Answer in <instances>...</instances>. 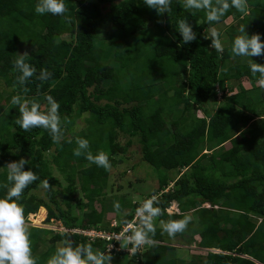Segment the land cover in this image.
Here are the masks:
<instances>
[{
    "label": "trees",
    "instance_id": "1",
    "mask_svg": "<svg viewBox=\"0 0 264 264\" xmlns=\"http://www.w3.org/2000/svg\"><path fill=\"white\" fill-rule=\"evenodd\" d=\"M64 2L70 24L60 16L37 14L38 0H0V184L7 182V163L21 158L29 161L24 170L34 171L39 179L17 201L27 222L33 214L34 224L41 225L46 211L44 223L55 220L64 229L121 230L122 219L132 221L142 202L120 204V213L129 210L120 216L105 210L103 198L110 170L120 163L116 156L125 155L132 145L130 138L136 137L142 161L155 170H176L179 176L171 181L159 175L158 191L144 198L157 196L159 203L154 206L163 210L154 221L158 245L145 246L135 255L109 252L111 264H196L198 257L192 256L188 263L178 259L174 240L204 252L203 264H264V90L251 76L250 62L232 64L240 58H233L230 50L236 37L233 26L226 27L222 54L210 47L211 40L205 36V31L228 18L230 23L250 26L249 37L257 34L264 29V0H247V15L230 8L218 23H208L203 10L186 11L182 0H171V11L164 14L145 6L143 0ZM181 18L197 34L187 44L177 31ZM146 19L158 22L153 39L141 34ZM103 25L112 30L101 37ZM109 41H118V46L111 47ZM144 43L151 46L149 55ZM24 48H29L26 62L37 73L46 68L53 74L51 79L40 82L34 76L24 86L16 84L19 73L13 61ZM254 62L264 64V56L255 57ZM244 81L250 89L241 84ZM216 87L228 91L218 102ZM14 95L44 105V97L51 95L60 104L64 139L57 144L44 129L21 130L14 123L19 116L18 106L11 104ZM208 102L219 105L215 111L205 109ZM178 106H182L181 114L175 116ZM193 108L201 109L203 115H193ZM83 115L85 126L75 128ZM120 134L129 136L124 145L118 142ZM77 137L89 141L93 155L105 152L111 168L88 167L83 157L74 156ZM50 151L48 162L45 154ZM52 167L64 176L63 193L73 195L78 186L86 200L78 203L79 215L72 213L68 201L64 204L68 211L62 208L53 188L46 192L47 202L32 194L42 180L53 187ZM5 195L6 189L0 188V198ZM173 202L178 212L168 211ZM184 216L191 217L186 231L174 238L163 232L160 220ZM113 220L115 228L110 227ZM29 231L38 264H46L55 244L66 238L64 232L35 226ZM42 234H51V240ZM69 239L73 246L91 242L94 251L107 253L104 239L72 232Z\"/></svg>",
    "mask_w": 264,
    "mask_h": 264
},
{
    "label": "clouds",
    "instance_id": "2",
    "mask_svg": "<svg viewBox=\"0 0 264 264\" xmlns=\"http://www.w3.org/2000/svg\"><path fill=\"white\" fill-rule=\"evenodd\" d=\"M143 3L148 8L155 9L158 14L171 11V0H143ZM182 4L186 11L203 10L208 23L220 22L230 8H234L244 15L248 14L247 0H182ZM68 11L64 0H38L35 5L37 14L60 16L64 18L66 23L70 24L72 18L66 15ZM177 31L184 44L196 40L197 34L185 18L177 21ZM239 31L242 35L234 38L230 49L233 58L264 55V43L261 42L259 34H253L249 37L245 33V26H241ZM210 40V47L222 54L224 47L219 38V32L215 28L210 30ZM28 58L29 54L24 52L16 54V59L13 61V68L19 73L16 77L17 85H26L34 76L40 82L51 79L53 75L51 72L46 68H41L37 73V69L26 62ZM249 66L251 76L256 78L258 86L264 90V64H257L250 60ZM23 91L27 93L29 89L24 87ZM44 99L46 105L42 106L35 99L29 100L21 95L12 96L11 104L18 106L19 112L14 123L25 132L36 128L44 129L51 136L52 142L59 144L64 139L59 114L60 104L51 95H46ZM42 107H44V111H41ZM75 144L77 146L73 149V155L83 157L88 162V167L94 164L105 170L111 168L109 156L103 151L93 155L87 139L77 137ZM28 162V160L21 158L19 161L7 163L5 166L7 182L0 184V188L6 189V195L0 198V264H38V258H34L32 255V242L24 208L17 202L24 190L39 179L34 171L24 170V166ZM40 187L45 192L53 188L48 180L40 181ZM158 203V197L153 195L135 209V222L122 219V223L126 225V232L130 230L131 234L122 233L117 237L121 249H127L128 252L135 255L138 250L145 246L153 248L158 245L159 242L154 239L156 235L154 221L163 215V210L154 206ZM113 207L117 213H120L121 205L119 202H115ZM170 207L175 208L177 204L173 202ZM190 222L191 217L184 216L183 219L179 220H160V225L164 233L174 238L177 234L186 231ZM71 231L76 230L64 229L66 238L60 242L61 246L56 248L54 254L47 259L46 264H111L112 255L108 252L94 251L91 242L73 246V241L69 239ZM111 247L112 245L109 246V250Z\"/></svg>",
    "mask_w": 264,
    "mask_h": 264
},
{
    "label": "rangeland",
    "instance_id": "3",
    "mask_svg": "<svg viewBox=\"0 0 264 264\" xmlns=\"http://www.w3.org/2000/svg\"><path fill=\"white\" fill-rule=\"evenodd\" d=\"M109 8V6H105V9ZM152 20V19H151ZM149 20L146 19V27L143 30V32L145 31V34H143V32L141 31V34L148 39H153L155 38V33H157L156 31V25H158V22H155L154 20ZM231 19L228 18L226 20V22H223L222 24L213 27L215 28L219 34H220V40L224 45H226L227 43V35H226V27L227 25H231L233 26V28L235 29L234 33L236 34V36L238 35H242V33L239 31V28L241 26H245V33L248 35L250 34L249 30H250V26H246V25H242V22L239 21H233L231 22ZM254 23V22H252ZM159 24L163 25V22H159ZM264 28V27H262ZM212 29V28H211ZM205 31V36L207 38H210V30ZM112 28L110 25H103L102 27V31L100 33L101 37H104L106 35H108L111 32ZM260 35L261 38L264 37L263 33L264 29H258L257 31ZM140 34V33H139ZM138 34L133 35V37L137 38ZM144 38V39H145ZM264 40V39H261ZM109 44L111 47L115 48L116 46H118V41H109ZM145 46V52L146 55H149L151 53V46L147 43L143 44ZM24 52H29V48H24L21 51V54ZM264 56V55H263ZM245 61H250L253 60L255 57H244ZM244 62L243 59H240V63ZM239 63L238 60H235L232 62V64H236ZM245 84H243L247 89L251 88V85L249 82L245 81ZM168 95H172V91L168 92ZM38 102V100H36ZM42 106L44 104L40 103ZM132 104H127L124 105L125 107H130ZM218 103H206L204 108L205 109H210V110H216L218 107ZM44 107L41 108V111H44ZM181 110H182V106H178L174 109V114L175 116H179L181 114ZM191 113H193V115L196 114V116L201 117L203 115L201 109L197 110V108H193L191 110ZM86 115H83L81 118L77 119L75 122V128L77 127L78 129H81L85 126V123L83 121V117H85ZM129 139V136L127 135H123L120 134L118 137V142L121 145H124V143ZM132 140V145L129 147L127 153L125 155H119L116 156L115 159H117L118 161H120V163L111 168L110 170V174L108 177V184H107V188H106V193L105 196L103 198V202L105 210L107 211H114L116 212L115 208L113 207L115 202H119V204L127 207L128 206V202H143L144 198L147 197V195L151 192H157L158 191V177L160 176H164L167 175L168 178L171 181H174L178 176L179 173L176 170H172V171H168V172H164L162 170H155L154 168H152L150 165H148L146 162L141 160V153H140V144L138 143V138L134 137V138H130ZM53 153V151H50L48 153L45 154V158L48 160V162L50 161V155ZM52 169V174L53 177L55 179L54 185H53V189L58 193L57 194V199L61 201V205L62 208L68 211V208L64 205L66 201H68V203L71 205L70 209L73 211L72 213L74 214H80V207L78 206V203H85L86 200L83 198L82 193L78 190V186H77V192L73 195H69V193H63L64 188L66 186V181L64 180V176L62 174H60L59 172L56 171L55 168H51ZM127 170V172H126ZM125 171L124 175H122V172ZM33 195H35L37 198L42 199L44 201H48L47 197H46V192L40 187L37 191L32 193ZM115 200L112 197H115ZM65 200V201H64ZM112 201V202H111ZM94 207H96L97 209H99L98 204H96V206L94 205ZM40 210V209H39ZM39 212V211H38ZM37 212V213H38ZM129 210H127L126 208H124V212H121L119 215H124L126 213H128ZM44 217H46V211L44 214ZM190 217V216H189ZM254 221L256 223H258L257 219H254ZM118 222V219H117ZM28 225H29V230L32 227L31 225L39 228V229H46V230H53V231H63V226L61 227L60 224L53 220L51 221L50 224H45L43 222H41L40 224H32L30 217H28ZM43 235V239L50 241L52 238L51 234H42ZM61 242V241H60ZM60 242H57L55 244L56 248L61 246ZM172 244L174 245V247H176V256L178 257L179 260L184 261V263H188L191 259L192 256L194 257H198L196 258V264H203L204 263V257L205 254L204 252L198 251L197 247H193V246H181L182 243L174 240L172 242ZM44 247H46V245H44ZM113 261V259H112ZM111 261V262H112ZM191 262V261H190ZM124 264H132L130 262H125Z\"/></svg>",
    "mask_w": 264,
    "mask_h": 264
},
{
    "label": "built area",
    "instance_id": "4",
    "mask_svg": "<svg viewBox=\"0 0 264 264\" xmlns=\"http://www.w3.org/2000/svg\"><path fill=\"white\" fill-rule=\"evenodd\" d=\"M228 94V91L227 89L225 90H222L220 89L219 87H216V99L217 101H221L222 99V96L224 95H227ZM169 212H178V208L175 207V208H172V207H169L168 209ZM44 223V221H42ZM132 222H135V216L134 218L132 219ZM33 226V225H31ZM60 226L62 227V225L60 224ZM110 227L111 228H115L117 227V223L115 220L112 221V223L110 224ZM60 232V231H59ZM61 232H64V228H63V231ZM72 233H77V234H81V235H85L89 238H101V239H104L106 242H108L107 244V249L106 251L109 253V252H113V251H125L127 252L128 254H131L130 252L127 251V249H121L120 248V244L116 245L117 243H119V241H117V237L124 233V234H127V235H130L131 232L130 230L126 232V225L123 226L121 228V230H119L118 232H115L113 230L111 231H108V232H104V231H95V230H76V231H71ZM112 245L111 249L109 250V246ZM130 247V246H129ZM144 248H141L140 250H143ZM138 250V251H140Z\"/></svg>",
    "mask_w": 264,
    "mask_h": 264
},
{
    "label": "crops",
    "instance_id": "5",
    "mask_svg": "<svg viewBox=\"0 0 264 264\" xmlns=\"http://www.w3.org/2000/svg\"><path fill=\"white\" fill-rule=\"evenodd\" d=\"M240 59H243V60H245V58L244 57H240V58H237V60L239 61V63H236V64H240ZM253 62L255 61V58L252 60ZM250 62V61H249ZM245 82V81H244ZM241 83L242 85L243 84H245V83ZM256 85H258V84H256ZM244 86V85H243ZM245 87V86H244ZM246 88V87H245Z\"/></svg>",
    "mask_w": 264,
    "mask_h": 264
},
{
    "label": "bare ground",
    "instance_id": "6",
    "mask_svg": "<svg viewBox=\"0 0 264 264\" xmlns=\"http://www.w3.org/2000/svg\"><path fill=\"white\" fill-rule=\"evenodd\" d=\"M29 217H30V220H31L32 224L35 223V222H34V221H35V217H34V215H30Z\"/></svg>",
    "mask_w": 264,
    "mask_h": 264
}]
</instances>
